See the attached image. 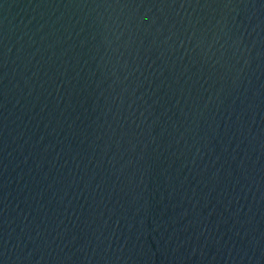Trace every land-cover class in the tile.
I'll return each mask as SVG.
<instances>
[{
  "label": "water",
  "instance_id": "1",
  "mask_svg": "<svg viewBox=\"0 0 264 264\" xmlns=\"http://www.w3.org/2000/svg\"><path fill=\"white\" fill-rule=\"evenodd\" d=\"M0 264H264V0H0Z\"/></svg>",
  "mask_w": 264,
  "mask_h": 264
}]
</instances>
